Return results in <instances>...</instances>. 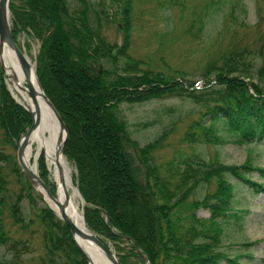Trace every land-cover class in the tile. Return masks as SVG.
Here are the masks:
<instances>
[{
    "label": "trees",
    "instance_id": "16d2710c",
    "mask_svg": "<svg viewBox=\"0 0 264 264\" xmlns=\"http://www.w3.org/2000/svg\"><path fill=\"white\" fill-rule=\"evenodd\" d=\"M76 1L9 0L8 6L14 39L25 32L39 41L36 75L67 128L62 153L77 170L85 225L113 245L123 264H243L220 249L226 225L242 219L233 208L235 185L228 177L264 192V183L251 179L253 171L264 176V168L225 163L199 151L163 170L154 151L173 125L140 144L120 105L186 98L194 114L183 136L190 145L264 143V85L250 72L258 54L257 76L264 77V16L255 22L253 40H229L204 64L197 84L183 69L155 70L132 55L134 0H120L119 40L106 37L88 0ZM197 18L199 34L204 22ZM166 19L170 31L169 14ZM30 124V114L0 78V246L8 254L0 264H27L34 233L40 264H88L67 224L40 203L18 164L16 142ZM12 178L17 190L10 187ZM197 189L202 195L189 198ZM200 206L209 210L207 217L197 215Z\"/></svg>",
    "mask_w": 264,
    "mask_h": 264
},
{
    "label": "rangeland",
    "instance_id": "374dc122",
    "mask_svg": "<svg viewBox=\"0 0 264 264\" xmlns=\"http://www.w3.org/2000/svg\"><path fill=\"white\" fill-rule=\"evenodd\" d=\"M69 1L72 4L78 3L76 0ZM88 1L91 16L100 23L106 37L110 40H119L120 32L116 18L119 14L120 0ZM106 12L108 15H105ZM166 14H169V22L172 26L170 31L166 23ZM259 15L264 16V0H134L135 27L130 52L135 57L142 58L145 67L165 71L180 68L187 72V78L199 84L202 80L199 73L204 64L216 58L229 40L236 41L242 37L241 42L243 43L253 40L254 25ZM198 16L204 22L200 35L195 32L197 26L201 24L199 20L196 21ZM193 19H195L194 26L189 28L188 25ZM17 40L24 53L35 64L39 47L38 39L31 34L20 32ZM254 56L250 72L255 81L264 85V77L260 80L257 76L258 67L262 63L261 56L258 54ZM0 78L11 94L1 62ZM120 108L127 119L131 135L140 144L152 139L165 126L173 125L172 130L162 140L161 146L154 151V159L163 170L170 163H177L187 153L199 151L207 155L206 157H217L225 163H251L264 168V143L262 141L242 144L226 142L207 146L190 145L185 141L183 136L187 122L191 116H194L191 113L193 104L186 98L163 97L142 103H122ZM39 161L40 176L49 182L50 172L47 170L44 157ZM67 161L71 167L72 181L76 183V167L68 159ZM42 169L45 177L41 174ZM86 170L88 173L89 168L86 167ZM228 178L235 185L233 208L241 210L242 219L240 224L230 221L226 225L220 249L230 256L238 257L243 264H264V192H254L248 185L235 182L234 177L229 176ZM251 179L264 183V176L259 175L257 171L252 172ZM50 182L53 184L52 181ZM213 186L214 184L211 188ZM10 187L13 190L18 188L13 178ZM75 187L78 189L76 184ZM35 191L38 193L36 189ZM201 195L202 190L197 189L189 198ZM40 197V203L47 205L55 213L56 211L47 204L45 199L41 195ZM79 203L83 213L84 199L81 193ZM26 206V201H23L25 209ZM196 213L198 216L207 217L209 210L200 206ZM120 244L128 246L127 241H122ZM110 245L114 249L111 243ZM40 251V239L34 233L33 248L27 255V264H40L38 257V254L42 253ZM4 254L8 256L4 247L0 246V256ZM135 263L137 264L136 261Z\"/></svg>",
    "mask_w": 264,
    "mask_h": 264
},
{
    "label": "bare ground",
    "instance_id": "6f19581e",
    "mask_svg": "<svg viewBox=\"0 0 264 264\" xmlns=\"http://www.w3.org/2000/svg\"><path fill=\"white\" fill-rule=\"evenodd\" d=\"M31 65V72L28 78L29 84L34 92V97L28 94L26 88V75L23 65L15 54L14 50L7 44H3L0 50V62L4 70L5 80L11 94L22 105L29 109L38 107L39 114L35 118V123L30 130L29 136L23 146L22 160L25 165L36 175L40 176L39 160L45 159L47 170H49L50 181H45L47 187L52 192V199L44 186L35 183V189L59 214L60 206L65 200V189L68 193V201L63 208V212L81 229L86 230L83 213L80 210V191L75 187L71 178V167L61 150L64 130L60 129L58 119L43 96L38 84L34 63L30 57L24 53ZM73 171V170H72ZM41 177V176H40ZM76 241L88 256L90 264H113L104 251L93 241L75 236Z\"/></svg>",
    "mask_w": 264,
    "mask_h": 264
},
{
    "label": "water",
    "instance_id": "95a60500",
    "mask_svg": "<svg viewBox=\"0 0 264 264\" xmlns=\"http://www.w3.org/2000/svg\"><path fill=\"white\" fill-rule=\"evenodd\" d=\"M9 0H0V50L2 48V45L5 43L8 46H10L15 54L18 56V58L20 59L24 71H25V75H26V88L28 91V94L31 97H34V92L29 84L28 78L30 76V72H31V65L28 61V59L26 58V56L24 55V51L22 50V48L20 47V45L18 44V42L16 41V39H14L12 33H11V26H10V10H9ZM34 72L36 75V68L34 65ZM37 78V75H36ZM38 84L41 88V91L43 93V96L46 98L47 102L49 103V105L51 106V108L53 109L59 125H60V129L64 130V137L62 139V145H61V150L63 148L64 142L66 140V136H67V128L65 125L64 120L62 119L60 113L58 112V110L55 108V106L53 105V103L51 102V100L48 98V96L45 94L38 78H37ZM12 96V95H11ZM13 98V96H12ZM18 102V101H16ZM20 103V102H18ZM21 104V103H20ZM28 113L31 116V124L28 128L25 129V131L21 134L19 140L16 142V149H17V161L18 164L21 168V170L24 172V174L26 175V177L29 179V181L31 182V184L34 186L35 183L39 184L41 186H44L47 189V192L49 193L50 197L52 199H54V196L52 194V192L49 190V188L47 187L46 183L41 179L40 176L34 174L23 162L22 160V150H23V146L29 136L30 130L32 129L34 123H35V118L38 116L39 114V109L38 107H34V109H29L25 106H23ZM35 187V186H34ZM68 201V193L67 190L65 189V200L63 202V204H59L60 206V213L56 214L59 218H61L68 226L69 231L76 243V245L78 246V248L81 250V252L84 254V256L86 257L87 263L90 264L89 259L87 254L85 253V251L80 247V245L78 244V242L76 241L75 236L78 235L82 238L88 239L93 241L94 243H96L103 251L104 253L108 256V258L112 261L113 264H123L122 261L119 259L118 255L116 254L115 250L111 247V245L109 243H107L106 241H103L98 235H96L93 231H91L87 226L85 227L86 230H83L81 228H79L64 212H63V208L65 206V204Z\"/></svg>",
    "mask_w": 264,
    "mask_h": 264
}]
</instances>
